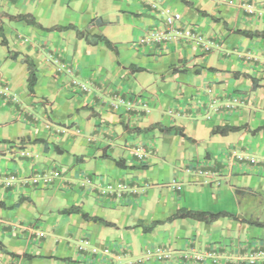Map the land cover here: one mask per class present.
Returning <instances> with one entry per match:
<instances>
[{"label":"crops","instance_id":"0c3cea01","mask_svg":"<svg viewBox=\"0 0 264 264\" xmlns=\"http://www.w3.org/2000/svg\"><path fill=\"white\" fill-rule=\"evenodd\" d=\"M157 1L204 41L139 45L140 35L160 24L147 0H0V174L16 178L0 186L7 251L0 249V264H249V252H264V227L248 223L264 222V130L250 132L264 126V38L237 31L264 32V0ZM25 13L46 28L72 24L90 39L103 35L115 50L70 29L8 18ZM21 55L35 66L31 92ZM154 124L180 126L187 138L143 131ZM216 125L248 127L212 135ZM164 142L171 157H181L172 180L162 173ZM23 149L28 157L19 155ZM244 153L252 156H235ZM118 158L128 167L116 165ZM53 171L58 175L49 178ZM36 173L46 178L24 180ZM91 175L131 190L102 195L85 183ZM71 205L113 225L60 213ZM179 208L234 217L210 224L179 218L149 232L132 227ZM213 247L217 262L191 256ZM157 249L169 259L149 255Z\"/></svg>","mask_w":264,"mask_h":264},{"label":"built area","instance_id":"2783aa9c","mask_svg":"<svg viewBox=\"0 0 264 264\" xmlns=\"http://www.w3.org/2000/svg\"><path fill=\"white\" fill-rule=\"evenodd\" d=\"M151 7L157 11L159 16V25L146 29L139 37L138 44L139 45H153V44H168L171 42H183V41H194L196 43H201L204 41L203 35L196 30L191 24H186L182 21L181 15L178 12H175L170 6L161 4L157 0H147ZM251 11L250 6L247 7ZM49 60L53 64L57 66V70L61 71L62 68L59 66V61L57 56L53 54H49ZM211 91L210 89L208 90ZM129 103V102H128ZM138 154V153H137ZM19 155L23 157H28L30 155L29 150H19ZM141 156V154H138ZM235 156L241 160L243 155L235 154ZM252 162L253 159L250 158ZM264 165V159L262 160ZM58 175L57 171H53V173L48 176L52 178ZM46 178V175L34 174L32 176H28L24 178V180L28 179L32 183H38L39 180H43ZM15 175L12 173L7 174L6 176H2L0 174V186L7 187L13 181H15ZM85 183L90 185H96L100 194L102 195H120L122 193L130 191V187L128 184L118 181V182H110L108 180H101L97 175H91L86 178ZM94 183V184H93ZM87 244V242H85ZM90 250L95 255H107L108 249H97L96 247L89 246ZM157 257L159 259H166L169 257L168 253H162L160 249L156 250ZM195 260L203 261L206 257L211 259L213 262H217L220 258V253L217 247L211 248L209 252H194L192 256ZM264 259V252L256 251L249 252L243 260L248 262L249 264H256L259 260Z\"/></svg>","mask_w":264,"mask_h":264},{"label":"trees","instance_id":"16d2710c","mask_svg":"<svg viewBox=\"0 0 264 264\" xmlns=\"http://www.w3.org/2000/svg\"><path fill=\"white\" fill-rule=\"evenodd\" d=\"M188 3V2H187ZM9 19H14V20H18V21H25L27 23H30L32 25L37 26L38 28L44 29V30H53V29H57V30H73L76 34L77 37L79 38H84L86 41L90 42V43H97V42H102L104 43L108 48L115 50V47L112 45V43L103 35H93L92 39L89 38L88 34L84 31H81L79 29H77L74 25L72 24H68L65 26H52L49 28L43 27L40 23L35 21V18L29 14V13H25V14H16V15H8ZM239 33H241L242 35L246 36V37H262L264 38V32L263 31H250V30H237ZM0 37H1V42L2 44L6 45L5 39L3 37V33H2V28L0 26ZM12 53V52H10ZM20 54L15 52L12 53L11 56L13 58H17ZM20 61L22 63H25L28 69V78H27V82H28V89L31 92L33 90V87L35 85L36 82V76H35V66L33 61L26 55H21ZM252 81L255 82V78L251 77ZM257 84L254 83V87H256ZM248 126L247 125H242V126H234V125H216L213 126L210 133L212 135L214 134H219V135H227L230 132H234V131H239L241 129H246ZM152 128H157L160 132H162L163 134H167V135H180L182 137L187 138L184 130L182 127L180 126H162L159 124H154L153 126H150L148 128H146L145 130L143 129V131H146L148 129H152ZM259 130H264V126L261 127H257L253 130H251V133H255ZM131 131L133 132H141V130L139 128H133ZM33 141H38V140H33ZM115 163L116 165H118L119 167L122 168H126L128 166L125 165L124 160L121 158L115 159ZM130 167H135V166H130ZM60 213H65V214H71V213H78L81 215L82 218H84L85 220H90L93 222H100L106 226H112V222L106 221L103 218L99 217V216H94V215H89L87 212H84L80 206L77 205H71L68 208H64L62 210H60ZM224 216H230V217H234V215L229 214L228 212H208V211H200V210H192V209H187V208H179L177 209L172 215H170L168 218H166L165 220H155L152 221L151 223L144 225L142 222H137L135 225H133L132 227H141V229L144 232H149L151 231L153 228H155L157 225H160L162 223L165 222H171L175 219H179V218H190L196 221H201L207 224H210L214 221H216L218 218L220 217H224ZM248 223L253 224V225H257V226H262L264 227V222H260V221H248ZM0 249H2L3 251L7 252L6 249L4 248V246L1 244L0 242ZM13 255V254H12ZM25 257H30L28 255H23Z\"/></svg>","mask_w":264,"mask_h":264},{"label":"rangeland","instance_id":"374dc122","mask_svg":"<svg viewBox=\"0 0 264 264\" xmlns=\"http://www.w3.org/2000/svg\"><path fill=\"white\" fill-rule=\"evenodd\" d=\"M192 140V139H191ZM165 143V142H164ZM202 146H203V143H200L199 144V148H198V153L200 154V155H203V149H202ZM195 147V146H194ZM161 150L163 151V153L165 154V159H164V161H162V159L160 160L161 162H163V163H161L162 165H163V171H162V173H163V176H168L167 178H169V180H172V177L175 175V176H178L179 174H180V168H181V157H178L177 159L178 160H176V159H174L173 157H171L170 156V154H169V149H168V146H167V144L165 143L164 145H163V147L161 148ZM160 150V151H161ZM248 156H252V155H248V153H244L243 154V157H242V159L243 160H245V159H248L249 157ZM241 159V160H242ZM264 159V158H263ZM263 159H260L261 160V163H262V160ZM263 164V163H262ZM164 182H166V180H164ZM149 255H152V256H155L156 257V250H154V253L153 252H150L149 253ZM187 256H189L188 254L187 255H182L181 257L183 258V259H185V260H187ZM191 256H193V254H191ZM191 256H190V258H191ZM193 258V257H192ZM166 259H169V258H166ZM194 259V258H193ZM199 261H201V260H199ZM213 262V261H212Z\"/></svg>","mask_w":264,"mask_h":264}]
</instances>
